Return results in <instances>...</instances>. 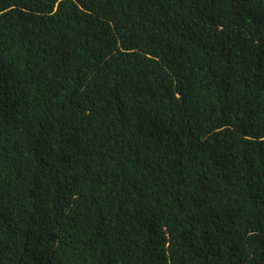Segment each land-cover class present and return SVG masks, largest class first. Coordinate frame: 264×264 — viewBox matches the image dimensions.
I'll return each instance as SVG.
<instances>
[{
    "label": "trees",
    "instance_id": "16d2710c",
    "mask_svg": "<svg viewBox=\"0 0 264 264\" xmlns=\"http://www.w3.org/2000/svg\"><path fill=\"white\" fill-rule=\"evenodd\" d=\"M0 264H264V0H0Z\"/></svg>",
    "mask_w": 264,
    "mask_h": 264
}]
</instances>
